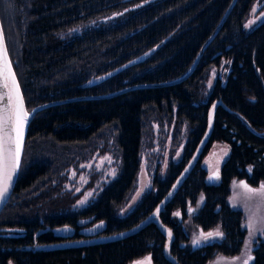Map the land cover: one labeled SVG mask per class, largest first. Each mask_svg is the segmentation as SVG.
Returning a JSON list of instances; mask_svg holds the SVG:
<instances>
[{
    "label": "trees",
    "instance_id": "16d2710c",
    "mask_svg": "<svg viewBox=\"0 0 264 264\" xmlns=\"http://www.w3.org/2000/svg\"><path fill=\"white\" fill-rule=\"evenodd\" d=\"M231 1L0 0V18L31 110L181 76ZM256 1L236 0L183 81L78 98L34 115L13 192L0 212V264H131L146 256L153 264H208L242 252L245 214L227 198L233 181L264 184V20L244 26ZM75 28L82 30L72 34ZM223 61L229 62L225 81L217 78L210 90L212 69ZM153 123L172 128L171 149L182 147L181 158H170L164 176L154 173L151 188L122 215L137 190L142 141ZM94 139L112 140L119 170L91 202L71 209L79 195L63 187L72 165L64 149ZM215 142L228 143L230 153L219 180L211 181L204 158ZM180 178L159 212L173 235L169 257L161 227L141 225ZM189 207L197 210L190 214ZM188 218L202 232L223 235L190 247ZM98 222L104 226L95 233L81 231ZM63 227L74 232L55 233ZM252 254L250 264H264V238Z\"/></svg>",
    "mask_w": 264,
    "mask_h": 264
},
{
    "label": "rangeland",
    "instance_id": "374dc122",
    "mask_svg": "<svg viewBox=\"0 0 264 264\" xmlns=\"http://www.w3.org/2000/svg\"><path fill=\"white\" fill-rule=\"evenodd\" d=\"M264 0H257L251 9L249 19L244 23L247 29L254 27L264 20V9L261 10V6ZM96 24L91 23V25ZM82 28H75L71 31L72 34L79 33ZM150 53V52H149ZM229 72V62L223 61L219 67L212 69V75L208 80V87L211 90L214 82L217 78L225 81L226 75ZM109 139V138H108ZM97 140L85 144L78 145L79 147L69 146L64 149L63 156L66 157L72 164L65 169V175L67 180L63 187L65 191H70L71 194H78V199L69 206L71 209H79L86 206L91 202L100 189L108 183L112 178L117 175L119 170V152L115 149V145L112 140ZM172 140V128L163 125L159 126L157 123L147 130V134L143 137L141 147V170L138 179L137 190L132 196L128 205L120 212L122 215L127 214L136 204L143 192L151 188V178L154 173H158L161 176L165 175L166 168L170 158L178 161L182 155V147H179L175 152L171 149ZM184 139L182 140V143ZM61 153V152H60ZM230 153V146L225 142H215L207 156L204 158V164L210 174L211 181L219 180L218 172L221 169L222 164L228 158ZM110 158V162L109 159ZM243 181H233L231 187V193L227 198L228 204L236 209H241L245 214L244 225L247 229V237L242 252L235 257H227L223 255H217L208 264H244L245 260L249 256L253 260L252 250L254 245L260 238H264V232L261 231L264 228V198L260 195H253L249 193L242 185ZM250 187V186H249ZM252 188V187H250ZM256 187L254 189H259ZM88 193H92L88 196ZM87 196L85 203L81 204L80 201L84 200ZM202 199L200 200V202ZM197 210V207H189V213H193ZM90 219H82L80 223H87ZM104 226V223H95L88 225L81 229L82 232L95 233ZM185 230L189 235L190 247H195L200 244L217 240L220 237L213 236L208 240H203L201 234H207L208 232L215 233L218 229H213L208 232H202L197 228L190 218L185 222ZM74 229L63 227L55 230V233L61 235H67L73 233ZM200 240L199 244H194V240ZM153 264L151 258L146 256L140 260H136L131 264ZM9 264H13L10 262Z\"/></svg>",
    "mask_w": 264,
    "mask_h": 264
},
{
    "label": "snow or ice",
    "instance_id": "6c2138e0",
    "mask_svg": "<svg viewBox=\"0 0 264 264\" xmlns=\"http://www.w3.org/2000/svg\"><path fill=\"white\" fill-rule=\"evenodd\" d=\"M0 80L3 81V88L7 90L3 95H0V100L4 96L7 97V103L3 109H0V199H2L9 190L12 173L19 167L24 126L30 115L24 108L19 85L16 82L15 74L12 72L11 63L7 60L6 50L3 55H0ZM106 159H109L110 162V158ZM242 186L249 193L264 198V184H261L259 189L250 188L247 184ZM91 195L92 193H88V196ZM86 200L87 196L80 203L83 204ZM261 231L264 232V228ZM222 235L219 231L208 232L207 234L202 233L201 238L208 240L213 236ZM193 243L199 244L200 240H194ZM251 259L252 257L249 256L244 264H249ZM140 264H144V262H140Z\"/></svg>",
    "mask_w": 264,
    "mask_h": 264
},
{
    "label": "water",
    "instance_id": "95a60500",
    "mask_svg": "<svg viewBox=\"0 0 264 264\" xmlns=\"http://www.w3.org/2000/svg\"><path fill=\"white\" fill-rule=\"evenodd\" d=\"M235 2H236V0H232L230 2V4H229L228 8L226 9L223 17L220 20V22L218 23V25L216 26V28L214 29L212 34L204 42V44H203L200 52L198 53L196 59L194 60L193 64L181 76H179V77H177L175 79L169 80V81H165V82L136 84V85H133V86H130V87H126V88H123V89H120V90H117V91H113V92H110V93H107V94H103V95L88 96V97H74V98H66V99L54 100V101H51V102H48V103L37 105L31 110H28V108L26 106V102H25V99H24V95H23V91H22V88H21V84H20V81H19L18 76L16 74V71H15V68H14V65H13V61H12L11 56H10L9 51H8V47H7V43H6V39H5V34H4L3 26H2V21H1V18H0V55H3L4 51L6 50L7 60L11 63L12 72L15 74L16 82L19 85L20 94H21V96L23 98L24 108H25V110H27L30 113V115L28 117V120H27V122H26V124L24 126L23 138H22V148H21V152H20L19 167L12 173V179H11L10 184H9L8 192L5 194V196L2 199H0V212L3 209V207L5 206L6 202L8 201V199L10 198V196H11V194L13 192V189H14V186H15V183H16L20 168H21V163H22L25 143H26V139H27L28 127H29V124H30L32 118L34 117V115L38 111H40V110H42V109H44V108H46L48 106H51V105L69 102L71 100H75V99H78V98L79 99H85V98L87 99V98L110 97V96H114V95H116V94H118V93H120V92H122L124 90H127V89H133V88H138V87H155V86H161V85L174 84V83H178V82L183 81L195 69V67L198 64V61L200 59V56L202 55V53L205 50V48L213 40L215 35L218 33V31L220 30V28L224 24V22L227 19L231 9L233 8ZM9 83H10V81H9ZM6 91L7 90L3 88V81L0 80V95H3V93L6 92ZM6 103H7V97L4 96L3 99L0 100V109H3ZM33 110H35V111H33ZM181 180H182V178H180L179 181L174 185V187L170 191L169 195L166 197V199L161 204V207L156 209L154 211V213L152 215H150V217L147 219V221L141 225V226H144V224H146L147 222L154 221L155 223H157L161 227V229L164 231L165 235L167 236V242H166V247H165V253H166L167 256H169V248H170L171 241L173 239V235H172L171 231H169L167 228H165L163 226V224H162V222L160 221V218H159V212L163 209L164 204L169 200V198L172 196V194L177 190L178 186L181 183ZM169 233H171V235H169Z\"/></svg>",
    "mask_w": 264,
    "mask_h": 264
},
{
    "label": "bare ground",
    "instance_id": "6f19581e",
    "mask_svg": "<svg viewBox=\"0 0 264 264\" xmlns=\"http://www.w3.org/2000/svg\"><path fill=\"white\" fill-rule=\"evenodd\" d=\"M135 196V195H134ZM133 199V198H132Z\"/></svg>",
    "mask_w": 264,
    "mask_h": 264
}]
</instances>
